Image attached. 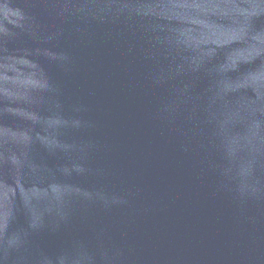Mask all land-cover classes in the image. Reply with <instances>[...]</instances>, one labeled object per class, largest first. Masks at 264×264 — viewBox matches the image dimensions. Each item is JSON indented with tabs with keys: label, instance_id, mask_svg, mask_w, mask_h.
Instances as JSON below:
<instances>
[{
	"label": "water",
	"instance_id": "1",
	"mask_svg": "<svg viewBox=\"0 0 264 264\" xmlns=\"http://www.w3.org/2000/svg\"><path fill=\"white\" fill-rule=\"evenodd\" d=\"M0 264H264V0H0Z\"/></svg>",
	"mask_w": 264,
	"mask_h": 264
}]
</instances>
